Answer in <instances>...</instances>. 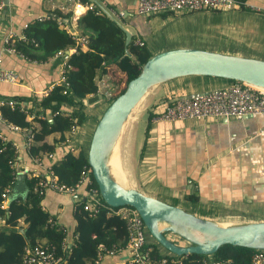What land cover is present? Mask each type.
<instances>
[{
    "label": "crops",
    "instance_id": "crops-1",
    "mask_svg": "<svg viewBox=\"0 0 264 264\" xmlns=\"http://www.w3.org/2000/svg\"><path fill=\"white\" fill-rule=\"evenodd\" d=\"M246 1L258 9L167 11L141 15L137 12V0L88 2L114 17L132 33V37L142 40L152 54L178 47H198L264 59V0ZM87 10V7L75 9L67 0H9L8 6L2 0L0 59L5 69L16 72L18 81L0 82V97L10 100L18 97L40 99L58 84L63 61L76 51L69 48L49 61L40 62L5 51V37L22 38L29 23L42 17H56L60 12L70 14V18L65 17L60 24L68 31L80 34L78 18ZM221 14L228 19H220L214 27L212 18ZM231 17L235 18V22ZM238 18L252 21L257 28L253 30L246 23L241 25ZM172 23L176 24L175 28L170 26ZM195 24L201 34H193ZM81 47L87 50L86 43ZM123 77L125 74L112 64L108 72L98 79V94L101 97L87 104L88 118L79 126L69 144L88 148L96 122L110 98L106 93H112L117 87L115 81ZM231 82L212 76H182L150 89L145 96V106L131 117L126 133L128 147L123 150V158L126 154L129 167L125 181L148 195L201 217L227 222L264 221V115L209 117L206 120L160 118L166 105L174 99L191 98L227 87ZM121 85H124V80H121ZM25 104L30 108L33 102L25 101ZM0 132L6 142L17 148L18 175L25 174L27 182L29 173L38 169L26 145L29 130L13 128L0 113ZM57 137V134H51L46 140L53 143ZM59 145L56 155L61 157L69 145ZM195 194H198V200L191 199ZM81 200H84L81 193L77 196L52 190H48L42 198L43 208L66 231L69 247L75 238V214ZM4 225L5 220L0 217V228ZM168 236L182 243L180 237L171 233ZM147 239L151 246L156 244L162 254H170L150 234H147ZM128 257V251L124 249L114 256L105 257L98 264L124 262ZM208 258L213 257L210 255Z\"/></svg>",
    "mask_w": 264,
    "mask_h": 264
},
{
    "label": "trees",
    "instance_id": "trees-1",
    "mask_svg": "<svg viewBox=\"0 0 264 264\" xmlns=\"http://www.w3.org/2000/svg\"><path fill=\"white\" fill-rule=\"evenodd\" d=\"M1 4L2 0L0 7ZM98 11L100 12L87 10L78 18L80 35L87 40V50H83L78 43V34L68 31V28L60 24L65 17L70 18V14L64 15L61 12L56 17L29 23L24 30L25 38L12 39L17 51L40 62L49 61L58 53L77 47L66 60L69 64L66 72L69 85L61 82L40 99L18 97L14 100V106L0 107L1 116L7 123L28 129L29 134H32L28 149L31 157L44 158L49 153L56 154L59 144L68 142L73 127L82 125L88 118L86 99L89 95L98 94V79L108 72L112 64L125 74V80L124 85L117 91L116 87L112 92L104 111L126 90L128 82L140 73L142 65L152 55L146 45L136 43V36L126 45V33L117 20L101 9ZM59 58L62 59L63 56L59 55ZM30 100L33 105L29 108L25 101ZM51 134L58 135L53 143L46 140ZM88 149L78 147L75 152L68 149L61 157L57 156L52 170L60 182L75 185L79 181L82 169L89 166ZM17 159V148L10 142H2L0 138V217L5 220V225L0 228V264H23L27 246L44 244L54 246L57 255L66 264H98L100 245H126L127 221L110 208H102L98 215L91 216L84 209L83 201L76 208L75 238L69 247L63 226L50 221L54 217L43 208L42 198L34 191L37 181L34 176L27 178V196H19L12 200L8 208H3L2 194L9 186L13 192L17 178V168L13 169L10 162ZM92 178L94 179L93 174ZM94 184L98 187L95 179ZM191 199L198 200V194ZM19 228H25L26 233L20 232ZM147 232L150 234L148 230ZM153 246L152 254L156 259H171L174 256L184 258L187 263L201 264V260L208 257L198 254L179 256L171 252L162 254L156 244ZM256 251L246 246L227 244L211 256L217 260H230L231 264H252Z\"/></svg>",
    "mask_w": 264,
    "mask_h": 264
},
{
    "label": "water",
    "instance_id": "water-1",
    "mask_svg": "<svg viewBox=\"0 0 264 264\" xmlns=\"http://www.w3.org/2000/svg\"><path fill=\"white\" fill-rule=\"evenodd\" d=\"M4 4L8 6L9 0H4ZM120 26L129 45L132 33ZM182 76L220 77L264 89V59L198 47H178L152 54L140 73L128 82L126 90L108 105L92 134L88 162L101 196L112 207H134L156 242L179 256H210L227 244L264 250V221L233 223L201 217L135 187H126L112 175L108 157L135 107L153 87ZM99 96L87 98L86 103L97 101ZM28 191L26 175L19 174L8 207L13 199L26 197ZM19 231L26 233L25 228ZM168 233L180 237L182 243L172 240Z\"/></svg>",
    "mask_w": 264,
    "mask_h": 264
},
{
    "label": "built area",
    "instance_id": "built-area-1",
    "mask_svg": "<svg viewBox=\"0 0 264 264\" xmlns=\"http://www.w3.org/2000/svg\"><path fill=\"white\" fill-rule=\"evenodd\" d=\"M74 5L75 9L87 7L88 10L97 12L93 4L83 3L81 0H67ZM2 6V4H1ZM239 9L257 10L258 8L251 5L246 0H137V12L141 15H150L156 13L183 12V11H203V10H219L230 11ZM46 18H40L44 20ZM25 38V35L22 36ZM10 37L4 39V50L7 52L17 53L22 57L24 54L17 51ZM77 40L80 46L87 42L86 38L80 34L77 35ZM139 45H144L142 40H136ZM76 49L77 47H72ZM71 49V48H70ZM58 54H61L58 53ZM57 54V55H58ZM28 58V57H26ZM69 64L66 60L63 61L60 78L58 83L69 85L67 77V69ZM18 75L12 70L5 69L1 64L0 59V82H17ZM109 97L112 93H106ZM4 105L14 106L15 101L0 97V107ZM248 115H264V89L255 87L241 81H232L227 87L216 88L195 95L194 97H180L174 99L166 105L162 111L160 118L165 120L177 119H195L206 120L209 117H225V118H242ZM18 129V126L12 125ZM79 126H74L72 136L69 137L67 144L71 152H75L78 145L69 144L71 139L77 134ZM2 142H5L3 134L0 132ZM32 134H28L26 145L29 149L32 142ZM33 162L38 166L37 170L29 173V177H36L37 181L34 186V191L41 197L48 190L64 193L76 194L80 193L84 196V209L90 212L91 216L98 215L102 208H110L112 212L118 214L127 221L128 241L125 246L113 245L108 247L100 245L98 250L97 263H100L105 257L116 255L122 250H127L129 257L124 262H111V264H192L187 263L182 257H172L171 259L163 257L156 259L153 257V246L148 243L147 227L139 212L130 206H120L112 209L108 206L100 193L99 187L94 184L92 178L91 166H85L82 169L79 181L75 185H67L59 181L58 176L53 172L52 165L57 159V155L49 153L46 157H32ZM49 160V161H48ZM11 167L17 168V161H11ZM47 163V164H46ZM18 177V171L15 172ZM17 180V178H16ZM15 184V181H14ZM12 192V187H7L2 196L4 201L3 208H8L10 199L9 193ZM79 201V204L83 202ZM78 204V205H79ZM55 224H58L55 219L50 218ZM59 225V224H58ZM66 246V243H64ZM231 264L230 260H217L204 257L201 264ZM23 264H66L62 257L57 255L54 246L49 244L37 245L35 247L27 246L23 257ZM252 264H264V250L257 249L253 254Z\"/></svg>",
    "mask_w": 264,
    "mask_h": 264
},
{
    "label": "rangeland",
    "instance_id": "rangeland-1",
    "mask_svg": "<svg viewBox=\"0 0 264 264\" xmlns=\"http://www.w3.org/2000/svg\"><path fill=\"white\" fill-rule=\"evenodd\" d=\"M224 18H227L228 19V17L225 16V14H221V15H218V16L215 15L212 18V24L214 25V27H216L217 21H219L220 19H222L224 21ZM230 19L231 20H234V22H235V18L234 17H231ZM238 20L241 22L240 23L241 25H245V23H246V24L250 25L253 30L257 28V27H255V26L252 25V23H251L252 21H248L246 19H241V18H238ZM198 25L201 26L200 24H198ZM170 26H172L173 28H175L176 27V24L172 23V24H170ZM194 27H195L196 30L193 31V34H201V31L199 30V28L197 27L196 24L194 25ZM262 53H264L263 49H262ZM121 80H125V78L124 77L123 78H119V81H117V80L115 81V83L118 82L117 83V89L115 91H117L120 88V86H121ZM145 102H146V97H144L140 101V103L135 107V109L131 113L130 117L128 118V120L126 121V123L124 125L122 134H121L120 138L118 139V142L116 144V148L114 150L115 153H116V160H118V162H119V165H118V166H120L119 169H121L119 171H121V173L124 174V177L126 176L127 168L129 167V165L127 163L128 161L126 159V154H125V157L123 158V150L127 149V147H128V143H127V140H126V133H127L128 127L130 128V124L132 122V118L131 117L132 116H136L140 112L138 110H140L141 108H143L145 106ZM91 111L92 110H89V112H91ZM90 141H91V139H90ZM90 141H89V143H90ZM88 148H89V146H88ZM124 184H125L126 187H132V184L129 181H127V180L124 182ZM225 222H227V221H225ZM232 222L233 223H238L236 221H232Z\"/></svg>",
    "mask_w": 264,
    "mask_h": 264
},
{
    "label": "bare ground",
    "instance_id": "bare-ground-1",
    "mask_svg": "<svg viewBox=\"0 0 264 264\" xmlns=\"http://www.w3.org/2000/svg\"><path fill=\"white\" fill-rule=\"evenodd\" d=\"M114 146V145H113ZM113 148V147H112ZM115 148L116 146L114 147L113 151H112V154L108 157V164L110 166V169H111V172H112V175L113 177L122 185H125L124 182H125V177L124 175L121 173V169H119L120 166L119 165V162L118 160H116V153H115Z\"/></svg>",
    "mask_w": 264,
    "mask_h": 264
}]
</instances>
